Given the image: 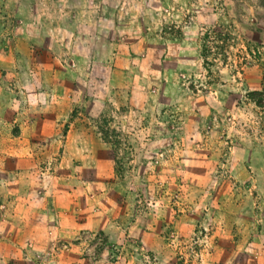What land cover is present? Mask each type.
<instances>
[{"label":"rangeland","instance_id":"1","mask_svg":"<svg viewBox=\"0 0 264 264\" xmlns=\"http://www.w3.org/2000/svg\"><path fill=\"white\" fill-rule=\"evenodd\" d=\"M92 4L104 31L118 19L135 26L136 54L123 60L131 73L121 83L108 77L125 32L114 45L95 37L76 106L50 107L59 91L46 81L39 92L31 76L6 77L29 66L4 57L23 20L60 24L84 18ZM0 50V205L10 173L1 163L13 152L29 158L30 202L43 196L42 180L64 156L58 140L32 125L62 112L64 123H41L42 130L74 122L94 132L70 141L93 148L99 166L112 164L120 181L109 186V204L126 205L125 218L113 219L119 239L115 231L83 234L94 243L84 252L90 261L104 249L110 264H264V0H0ZM51 62L76 67L64 55ZM88 196L93 210L108 197ZM47 242L36 255L49 262L59 239L48 230Z\"/></svg>","mask_w":264,"mask_h":264},{"label":"crops","instance_id":"2","mask_svg":"<svg viewBox=\"0 0 264 264\" xmlns=\"http://www.w3.org/2000/svg\"><path fill=\"white\" fill-rule=\"evenodd\" d=\"M83 11L84 18L71 16L55 25L43 20H23L17 27L16 37L10 39L11 45L6 56L4 55L12 63L18 58L23 64H29L27 67L13 66L7 71V78L16 74L31 76L29 84L37 85L39 92L44 91L40 87L43 86V81L48 82L49 90L59 91L55 94L57 98H52L50 107L58 105L66 108L69 106L68 103L72 106L77 105V97L73 91L78 90L77 88L80 90L82 84L90 80V66L95 57L93 41L98 35L106 36L114 45L119 35L126 33V39L123 44L120 43V47L115 52V63L109 72L108 82L119 83L121 77L125 78L131 73V69H128V65H125L123 60L128 56L134 60L132 58L136 54V41L133 38L136 32L133 21L126 18L123 21L118 19L117 23L113 22L104 31L99 20L95 19L94 4L86 5ZM63 55L75 63V69L53 65L51 60L59 59ZM2 57L1 55L0 58ZM153 59L156 73V59L154 57ZM149 72L151 73L152 70L150 69ZM66 98L68 100H65ZM98 103L99 101H95L92 105ZM61 114H43L42 118L38 116L33 121L32 128L38 126L36 131L39 134L45 138L58 140L57 144L64 156L59 161L55 175L48 180H42L40 186L44 188L41 192L43 196H38L37 202H30L27 193L30 184L27 166L29 158L21 156V153L19 157H15L13 152L12 157H5V162L1 163V167H6L10 173L9 178L2 184L5 187V200H2L1 204L5 206V211H0V264H110L105 259L104 249H101L94 260L90 261V258L85 257V253H91L94 249V243L83 234L100 231L109 235V232L115 231L114 237L118 239L121 237V223L117 221V225H113V219L125 218L126 205L117 199L111 206L108 195L110 188L116 186L115 182L120 179L114 177L112 164L110 166V163H107V167L96 164L94 161L96 152L93 148L87 144L80 145V141L76 142V145L70 141L93 138L94 132L79 130L74 126V122L70 123L67 130L55 128L53 131L42 130L41 123L55 125L64 123ZM32 135L33 132H29L28 137ZM12 149V147L7 148L5 151L11 153ZM94 191L98 195L108 196L102 210H93L96 202L88 196V193L94 194ZM31 205L33 208L37 207L33 209ZM48 230L58 237L59 243L55 255L46 262L47 259L45 257L39 259L37 253L48 248Z\"/></svg>","mask_w":264,"mask_h":264},{"label":"built area","instance_id":"3","mask_svg":"<svg viewBox=\"0 0 264 264\" xmlns=\"http://www.w3.org/2000/svg\"><path fill=\"white\" fill-rule=\"evenodd\" d=\"M0 208H1V209H4V208H5V206L2 204V205H0Z\"/></svg>","mask_w":264,"mask_h":264}]
</instances>
